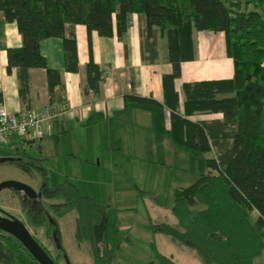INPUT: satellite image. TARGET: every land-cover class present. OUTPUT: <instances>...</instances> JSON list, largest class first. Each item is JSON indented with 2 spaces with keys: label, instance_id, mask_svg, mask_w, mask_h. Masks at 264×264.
<instances>
[{
  "label": "trees",
  "instance_id": "16d2710c",
  "mask_svg": "<svg viewBox=\"0 0 264 264\" xmlns=\"http://www.w3.org/2000/svg\"><path fill=\"white\" fill-rule=\"evenodd\" d=\"M0 12L17 24L23 36L20 48L7 50V69L18 68L24 97L30 89V69L47 68L40 52L42 40L62 38L67 70L77 69V44L66 37L67 24H83L102 36H112L114 20L119 32H124L132 14L143 16L148 30L157 27L167 38L174 72L165 75L166 83L180 76L183 61L195 58V30L224 33L234 76L186 82L183 89L186 114L223 113L232 147L218 160H208V173L174 192L172 211L177 223H155L153 231L195 250L203 264H253L264 253V0H0ZM88 69L97 71L92 62ZM129 98L156 102L136 95ZM172 122L170 134L180 150L194 156L210 150L205 126L175 112ZM28 157L14 163L41 169L47 177L40 159ZM41 194L62 200L51 207L59 218L77 212L75 237L89 241L94 264H113L131 241L119 238L120 222L109 207L82 195L70 180L53 189L45 180ZM32 219L39 224V217ZM54 239L65 253L59 231H54ZM151 247L146 264H178L160 253L155 242ZM0 264L40 263L16 237L0 230Z\"/></svg>",
  "mask_w": 264,
  "mask_h": 264
},
{
  "label": "crops",
  "instance_id": "0c3cea01",
  "mask_svg": "<svg viewBox=\"0 0 264 264\" xmlns=\"http://www.w3.org/2000/svg\"><path fill=\"white\" fill-rule=\"evenodd\" d=\"M66 37L76 40L77 69L67 70L62 38L42 40L40 52L47 60V68L30 69V89L24 97L18 68L11 72L7 69V50L20 48L23 36L17 24L7 21L0 12V104L11 112L50 108L60 113L48 125L43 139L12 136L5 144L16 147L17 155L6 162L29 160L28 156L33 158L31 161L41 162L51 157L55 161L62 159L67 166L64 179L98 173L117 179L127 176L131 181L143 175V171L147 175L156 165L187 163L190 160L187 156L203 158L208 173V160H218L231 149L233 140L228 137L223 113L186 114L183 89L186 82L234 76V61L228 56L224 33L195 30V58L183 61L180 76L168 83L165 75L174 72V65L168 58L167 38L157 27L148 30L144 17L137 13L131 15L124 32H119L116 20L112 36H102L83 24H67ZM90 62L97 71L88 69ZM130 95L156 102L130 101ZM174 112L207 128L209 151L194 156L178 148L170 134ZM178 189L174 188L173 196ZM126 237L133 240L130 235ZM155 244L164 254L159 244ZM165 256L186 264L177 257Z\"/></svg>",
  "mask_w": 264,
  "mask_h": 264
},
{
  "label": "rangeland",
  "instance_id": "374dc122",
  "mask_svg": "<svg viewBox=\"0 0 264 264\" xmlns=\"http://www.w3.org/2000/svg\"><path fill=\"white\" fill-rule=\"evenodd\" d=\"M0 147V158L16 157V147L6 144ZM187 157L190 159L187 163L180 161L179 165H156L148 170L147 175L143 171V175L131 181L127 176L117 179L110 174L102 176L98 173L69 176L82 195H92L95 202L109 206L112 216L121 222L120 239L128 235L132 237L133 240L125 244L113 264H146L152 257V241L159 244L165 255L177 257L186 264H202L196 251L166 235H155L153 231L155 223L176 224L172 211L174 188L189 186L208 170L203 158ZM40 164L45 168L47 177L41 169L33 166L25 169L17 163L0 162V184L12 181L29 186L40 194L31 198L23 191L3 187L0 189V210L23 221L40 243L48 248L58 264H69L68 261L71 264H94L89 241H78L75 237L77 212L74 210L59 218L51 207L62 200L48 199L41 194L45 180L52 189L65 180L67 166L62 159L55 161L51 157L43 158ZM256 216L255 213L252 215L253 218ZM32 217H39V224ZM55 221H58V226ZM54 231L60 232L66 254L59 249ZM255 264H264V253Z\"/></svg>",
  "mask_w": 264,
  "mask_h": 264
},
{
  "label": "built area",
  "instance_id": "2783aa9c",
  "mask_svg": "<svg viewBox=\"0 0 264 264\" xmlns=\"http://www.w3.org/2000/svg\"><path fill=\"white\" fill-rule=\"evenodd\" d=\"M59 115L50 108L44 111L24 109L11 112L4 104H0V144L7 143L15 135L43 139L48 125Z\"/></svg>",
  "mask_w": 264,
  "mask_h": 264
},
{
  "label": "water",
  "instance_id": "95a60500",
  "mask_svg": "<svg viewBox=\"0 0 264 264\" xmlns=\"http://www.w3.org/2000/svg\"><path fill=\"white\" fill-rule=\"evenodd\" d=\"M10 158H0V162L12 161ZM3 187H9L14 191H23L27 196L35 198L38 195L31 187L7 181L0 184V189ZM4 215H0V230L9 233L16 237L23 245L30 251V253L36 258L40 264H56L52 256L44 249L34 235L29 231L26 224L10 215L6 211L0 210Z\"/></svg>",
  "mask_w": 264,
  "mask_h": 264
},
{
  "label": "flooded vegetation",
  "instance_id": "af4514ba",
  "mask_svg": "<svg viewBox=\"0 0 264 264\" xmlns=\"http://www.w3.org/2000/svg\"><path fill=\"white\" fill-rule=\"evenodd\" d=\"M0 215H4L2 212H0Z\"/></svg>",
  "mask_w": 264,
  "mask_h": 264
}]
</instances>
